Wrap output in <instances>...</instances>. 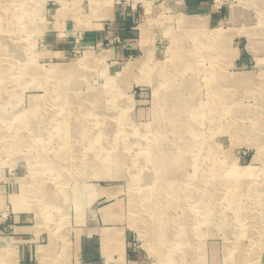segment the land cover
Returning a JSON list of instances; mask_svg holds the SVG:
<instances>
[{
	"label": "rangeland",
	"instance_id": "obj_1",
	"mask_svg": "<svg viewBox=\"0 0 264 264\" xmlns=\"http://www.w3.org/2000/svg\"><path fill=\"white\" fill-rule=\"evenodd\" d=\"M109 1L110 6L107 4L103 13L101 6L91 0L31 2L33 23L20 43L25 61L32 58L43 73L56 65H75L77 70L73 71L78 77L68 79L65 73H52L48 78H34L29 68L16 69L14 59L6 63V59L12 57L11 50L1 41L0 111L7 123L4 134L10 137L0 144V264L18 263L22 243L16 233L17 227L23 225L32 229V241L28 244L33 246L40 264H264L262 236L258 229L250 226L252 220H237L229 228L223 216L230 213L224 211L227 204L254 206L257 191L248 192L243 188L232 205L226 195L239 186L220 185L218 200L211 204L216 213L206 220L205 226L206 217L196 220L197 203L185 196V189H196L185 183L198 169L204 179L214 171L242 173L245 168H253L248 174L249 182H258L264 167V153L258 155L259 147L264 146V128L234 133L229 129H214L212 121L204 119L202 126L199 125L203 135L197 138L216 148L212 157L217 164L204 169L205 165L196 168L186 163L180 166L183 172L177 176L174 165L161 173L148 157L150 151L146 153L145 141L150 142L153 137L135 136L132 122V119L138 124L153 122L156 101L161 94L164 98H173L184 84L183 77L177 76L175 95L167 90L159 74L156 81L147 79L153 64L161 65L158 69L166 70L165 74L184 69L182 63L177 65L171 58L174 37L182 33L184 17L199 19L206 34L223 29L227 42V49L220 56V51L213 52V48L218 47L217 42L206 54L203 49L196 53L198 46L209 44L203 34L187 40V53L194 52L193 62L198 68L191 65L185 79L193 82L198 100L210 99V68L214 64L228 74L251 73L252 82L241 83L237 92L232 89L230 93L241 96L237 99L241 109H247L250 115L260 112L264 119V61L259 60L250 45L254 42L258 49H264V7L260 0ZM5 34L2 31L1 35ZM149 57L152 65L144 70L142 64ZM129 64L134 68L120 83L110 81L124 74ZM64 92L71 96V106L64 105L62 97L56 100ZM94 100L98 102V117L95 116L93 122L90 120V124L95 131L86 137L69 139L76 153H71L72 148L62 150L59 143L68 138L55 139L56 129L44 131V136L38 138L33 126L19 127L40 109L39 102H45L43 112L49 107L56 113L62 112L63 117L64 112L81 110L83 117L88 118L89 112L95 110ZM130 100L131 108H127L126 102ZM250 117L245 116L244 126L252 124ZM105 118H111L115 124L109 135L100 128ZM228 118L233 119V116L228 115ZM223 122L231 125L228 120ZM43 124L39 123V127L44 128ZM161 133L162 130L156 131L154 139ZM165 138L175 150L188 149L175 146H179L177 141L182 139ZM190 139L196 140L195 136ZM16 140L27 141V145L13 146ZM121 141L131 145V162L123 165L119 170L121 174L115 176L114 169L122 165L110 163L108 156L116 154L119 149L116 143ZM129 147L125 149L130 151ZM135 150L143 158L138 165L133 162ZM44 154L51 159L49 165L42 161ZM191 155L195 157V152ZM86 157L97 161V168L74 167ZM162 174L166 176L161 177ZM40 179L56 192L53 195L58 200L55 207L46 195L35 192L42 186L37 184ZM25 181L30 186L25 187ZM148 205L155 209L150 210ZM189 219L193 220L189 222ZM153 222L156 225L151 227ZM188 227L184 234L182 231ZM171 247L179 249L174 260L169 261ZM187 249L189 252H185Z\"/></svg>",
	"mask_w": 264,
	"mask_h": 264
},
{
	"label": "bare ground",
	"instance_id": "obj_2",
	"mask_svg": "<svg viewBox=\"0 0 264 264\" xmlns=\"http://www.w3.org/2000/svg\"><path fill=\"white\" fill-rule=\"evenodd\" d=\"M91 1L94 4L101 6V10L104 9L105 7L107 8L108 7L107 4L109 5L110 3L109 0H103V2H100V0H91ZM17 2H20V3L17 4ZM31 2L32 0H0V44L2 43L1 41L4 40L6 42L5 44L9 46L11 50V56H12L9 59H6V63L11 62L14 59L16 69H20L22 67L29 68L30 70H32L30 72H34V73H30L32 74V77L34 78L35 77L36 78L37 77L48 78L52 75V73L54 74L65 73L67 74L68 79L78 77V75L74 74V72L77 70L76 69L77 66L75 65L73 66L56 65L51 70L47 71L46 73L45 72L43 73L39 68L35 66L34 62L32 61V58L25 61V58L22 54L24 53L22 52L23 48L20 43L21 41L25 39L24 32L27 30L28 26L29 25L32 26V23H33L31 19L34 17V14H33V11L31 12L30 10ZM260 5L261 7L262 6L264 7V0H260ZM102 13H103V10H102ZM194 19H188V18L186 19L185 17L183 18L184 20L183 29L180 31L182 33L175 35L174 37L175 41L173 43V47H171V49H173V55L171 56V58L174 59V62H177V65L179 63H182L181 65L184 68L183 70H175L174 72L165 74L166 70L158 69V67H160L161 65L153 64L154 65L153 66L152 64H150L151 57L148 58L146 63L142 64L144 70L146 66L152 65V68H153L152 73L151 75L149 74V76H147V79L149 81H156L155 80L156 76L159 74L160 75L159 77L160 78L163 77L164 79L163 84L167 86V90H169V92L171 91V93L177 91L178 89L177 86L174 85V83H176L177 76H182L183 77L182 81L184 84L181 86L178 95H176L177 93L175 92V95H176L175 97L172 98L171 96V97H168L167 99V97L164 98L163 97L164 95L161 94L159 99L156 101L157 107L155 106V119L153 122H149L146 124H142V123L138 124L135 120L132 119V122H134L133 123L134 124L133 133L135 134V136H145L146 135V137L147 136L151 138L153 137L152 141L150 142L145 141V144L146 143L147 144L146 145L144 144L145 146H147L146 148L148 150L146 153L150 151L148 157L151 159V161L154 162V164L161 171V173L167 172L169 167L171 165H174V169L178 171V172L175 171V174L177 176H179L183 172V171H180L183 169L180 166L186 165V163L190 165H195L196 168H198V165H205L204 169L207 168V165L217 164L216 161L215 162L213 161V157H212L214 149L216 148L213 149L212 147H210V145L207 142L202 141L197 138L203 135L202 134L203 131L201 129L202 128L201 123L203 122L204 119L206 118L210 119V121H212V127L214 129H219V128L229 129L231 132H234V133H238L242 131L246 132L247 129L256 132L258 129L264 128V119L261 117L262 114L260 115V112H255V113L252 112L253 114L250 115L251 113L248 112L247 109L244 110L240 108L241 102L237 100L239 99L238 96L240 95H238V93L236 94L230 93L232 89H234V91L237 92L238 89L240 88L241 83L247 84L248 82H252L253 75L251 73H242V74L230 73L228 74L227 72H225V70L217 68L216 64H214L213 65L214 67L210 68V80H209V89H211L210 99L207 100L206 102L198 100L197 98L198 92L196 91V88L193 82L187 78L185 79V75H186L185 72L188 70V68L190 69L192 67L198 68L197 67L198 65L194 64L196 62H193L194 56H195L194 52L192 51L193 54L187 53L188 52V50L186 49V47L188 46L187 40L192 39V37L199 38L203 34L205 37V40H207V43L209 42V44L207 45L205 43V44H201L200 46H198L196 48V53L203 49L205 52L204 54H206L207 52H209L210 49H212L215 46L214 42H217L218 47L213 48V52L216 50L220 51V56L222 54L224 55L223 52L224 50L226 51L227 49V42H225V32L223 31V29L215 30L213 33L214 35L206 34L205 30L202 31L203 30L202 23H200V20L199 19L194 20ZM2 31L6 33L5 36L1 35ZM250 45H251L252 50L256 51L259 60L263 63L264 49L263 48L258 49L254 42H251ZM191 57H193V59H191ZM187 61L189 62L188 64H186ZM0 67H2L1 64H0ZM162 67L164 66L162 65ZM186 67L187 69H185ZM133 68L134 67L131 66V64H129L124 74H121L116 78H111L110 81H113V83H120L122 79L124 78V75L129 74V72H131ZM8 77L9 76L7 74V77L5 78L7 79ZM253 84H255V82ZM232 86L233 87L236 86L235 87L236 89L232 88ZM259 89H262V88L260 87ZM250 90L255 92L254 90L256 89H254V87H251ZM261 91L262 90L258 92L260 93ZM261 93L259 94L260 98L263 97ZM61 97L63 98V100L61 101H63L64 105H67V106L72 105V103L69 102V100L71 99L70 98L71 96L69 95L68 92H64L63 94L59 95L56 98V100L60 99ZM240 99H241V96H240ZM96 101L97 100H94L93 105H92L94 106L95 110H92L91 112H89L92 117L88 116V118L83 117L81 110L72 111V112H70L71 111L70 110V111L64 112L63 117L61 116L62 114H60L62 112L56 113L52 111L49 107L45 110V112H43L41 108L43 104H45V102L44 101L39 102L37 105L40 107V109L36 112H33V114L31 115V118L28 120L26 119L24 124L22 126L20 125L19 127L26 128L29 125L33 126V131H38L35 134V136L38 138H42L44 136L43 134L44 131L50 132L51 129H56L57 133L55 135L53 134V137L55 136V139L68 138V140L60 142L59 146L64 148L62 150L71 149L73 147V144H72V141L69 139H72V137H76V136L86 137L89 135V132L95 131V127L92 128V124H90V120L93 122L95 120V116L98 117V115H96L97 114L96 107L98 105L97 104L98 102ZM126 103L124 105L125 106L127 105V108L128 107L131 108V100ZM7 104L9 105L10 102H8ZM82 104L84 103L82 102ZM58 105H61V104H58ZM52 114L54 116H53V119L51 120ZM99 114L102 115V113L100 112ZM3 115H4L3 112L0 111V144L1 145L4 144L7 138L10 137L4 134L5 125L7 123L6 121H4ZM228 115L233 116V119L228 118ZM245 116H247V118L252 116L250 117L252 118V124L250 126H244L243 123H244ZM129 120L131 122V115H130ZM225 120H228L231 123V125L224 123L223 121ZM51 121H54V123L52 124ZM39 123H44L43 124L44 128L39 127L40 126ZM114 127H115V124L112 123L111 118H105V121L102 122V127L100 126L102 132L108 133L106 135H109V133L114 129ZM161 130H162V133L157 135L158 139H154L155 137L154 133L156 131H161ZM171 130H172V133H170ZM191 136L192 137L195 136V139H196L195 142H193L190 139ZM165 137L176 138V141L178 138L182 139L181 142L177 141L179 143V146L178 145H175V146L177 148L186 147L188 149L184 151V150H175L176 148L173 149L171 146L169 147V142H168L169 140H167ZM85 143L86 141H83V144ZM140 143L142 145V142ZM12 144L13 146L14 145L24 146V145H27V141L23 140L21 142H18L16 140V142L13 141ZM108 144H111V143L109 142ZM116 145H118V148H119L116 151V154L108 156V161L110 163L122 165L121 167L118 166L116 167V169H114L115 176L117 174L118 175L121 174V171L119 170L122 169L123 165H126L131 162V157H129V154H131L130 153L131 149L129 146L131 145L124 141H121L118 144L116 143ZM126 147L127 148L129 147L130 151H127L125 149ZM195 147L197 149L193 150V148ZM262 148L264 149V146L259 147V154H258L259 156L264 153V150H260ZM139 151H141V149H139ZM76 152L77 150H73V148L71 149V153H76ZM193 152H195V157L191 155V153ZM134 153H135V158L133 162L135 163V165L141 164V162L143 161V158L140 157L139 155L140 153L138 152V150H135ZM42 161L44 162V164L46 162L49 165V163L51 162V159L48 156L46 157V154H44L42 155ZM218 161L220 162V160ZM96 162L97 161L95 160L93 161L86 157L80 162L79 165H76L74 167L91 166L92 168H97L98 163ZM245 169L242 173H232V172L226 173V172H221V171H214L215 173L212 176H209L204 179H202V176H201L203 172L201 173L200 169H198L199 172L197 170L194 175L191 174L189 175L188 178L186 177L188 181L185 183V185H188V184L194 185L196 189L195 190L185 189V196L187 195L186 197L188 198L191 197L190 200H194L193 202L197 203L196 220H198V218L202 216L206 217V219H203L204 220L203 225L205 226L208 224L207 221L215 215L212 213L213 212L216 213V208L215 207L212 208L211 204H212V201L218 200L217 198H218V192L220 191V185L239 186L236 188L235 192L229 191V193L226 195V197L228 196L227 197L228 202L230 201L232 205L236 203L238 195L242 193L244 189L245 191H248V192L257 191V195L255 197V201L257 203L254 206H247V205L231 206L227 204L228 206H226L224 211H230V213L223 214V216L226 217L224 219V222L228 225L229 228L232 225H234L237 220L238 222L240 220H244V221L247 219L250 221L252 220L253 224L251 225L249 224V225L252 227H255V229H258L259 235L262 236L261 244H263L264 246V167L262 169V175L259 173L261 179L258 180V182L257 181L249 182L250 179L248 178L249 177L248 174L251 171H253V168H249V169L245 168ZM213 170H215V167ZM102 172L104 174V171ZM164 176L166 175L164 174L161 175V177H164ZM39 183L42 186H40V188L35 192L37 194L46 195L47 200H49L50 204L55 207V204L58 200H57V197H53V195L56 192H53L51 188L49 187V185L47 184V182L43 181L42 179H40V182H37L38 185ZM23 185L25 187L30 186L27 181H25ZM213 187H215V189H213ZM185 200H189V199H185ZM148 207H150V210H153L154 208L153 205H148ZM190 220L192 221L193 219H189V222H191ZM189 222H187L188 225H189ZM135 224L138 226H141V224L137 223L136 221H135ZM153 224L156 225L153 222L152 224H150V226L153 227ZM189 228L190 227H188L187 229H184L182 232L186 234ZM164 236L165 235H163L162 237ZM179 242H181V240H179ZM178 249L179 248L177 247H171V250H169V258H168L169 261L174 260L175 254L177 253L176 251ZM185 252H189V249H187Z\"/></svg>",
	"mask_w": 264,
	"mask_h": 264
},
{
	"label": "crops",
	"instance_id": "obj_3",
	"mask_svg": "<svg viewBox=\"0 0 264 264\" xmlns=\"http://www.w3.org/2000/svg\"><path fill=\"white\" fill-rule=\"evenodd\" d=\"M17 228L19 231H17L16 234H18L17 236L20 242L22 243V248L20 250L19 257L17 259L18 260L17 264H40V261L37 260V257L33 252V246L28 244L32 241L33 232L30 231L32 229L30 228V226H26V225L18 226Z\"/></svg>",
	"mask_w": 264,
	"mask_h": 264
}]
</instances>
